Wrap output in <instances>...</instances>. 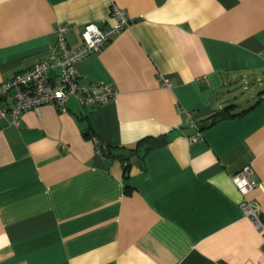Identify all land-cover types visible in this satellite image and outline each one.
<instances>
[{"label":"crops","instance_id":"crops-1","mask_svg":"<svg viewBox=\"0 0 264 264\" xmlns=\"http://www.w3.org/2000/svg\"><path fill=\"white\" fill-rule=\"evenodd\" d=\"M112 4L129 24L75 68L114 97L0 116V264H264L231 181L252 168L264 218V0H0V83L43 60L58 25L71 49L86 23L111 27ZM228 105L241 113L200 122ZM160 135L126 173L95 151Z\"/></svg>","mask_w":264,"mask_h":264},{"label":"built area","instance_id":"built-area-1","mask_svg":"<svg viewBox=\"0 0 264 264\" xmlns=\"http://www.w3.org/2000/svg\"><path fill=\"white\" fill-rule=\"evenodd\" d=\"M110 15L114 24L109 28H100L94 23H86L80 32V45L71 49L66 40L67 24L56 28L57 43L50 48L48 55L32 67L15 73L10 79L0 83V98L11 96L9 106L0 105V116L9 114L11 123L17 125L19 115L27 110H36L42 104H53L64 108L67 98H75L82 106L96 107L114 97L116 90L102 82L79 83L75 64L93 51L101 49L106 42L126 27L130 18L115 4H112ZM56 74L51 78L50 69ZM166 79L161 87H170ZM264 97V94H263ZM192 141L200 139V134L191 136ZM101 141L94 139L95 151L101 154ZM103 147V146H102ZM252 168L247 165L231 175V181L242 200L239 202L243 214L247 216L255 229L264 236V218L260 206L249 201L246 196L254 183L251 179Z\"/></svg>","mask_w":264,"mask_h":264},{"label":"trees","instance_id":"trees-1","mask_svg":"<svg viewBox=\"0 0 264 264\" xmlns=\"http://www.w3.org/2000/svg\"><path fill=\"white\" fill-rule=\"evenodd\" d=\"M232 107V105H228L223 109L216 110L205 119H202L200 122H204V126L206 127L214 124L217 121L228 119L241 113H232L230 111ZM166 143L167 136L160 135L142 137L133 146L130 147L111 146L106 143H101L100 146L101 154L103 155V157L107 159H118L123 166V171L126 173L127 169H129L130 167L131 157H143L149 150L160 147Z\"/></svg>","mask_w":264,"mask_h":264}]
</instances>
